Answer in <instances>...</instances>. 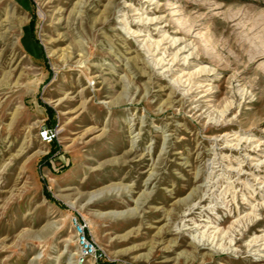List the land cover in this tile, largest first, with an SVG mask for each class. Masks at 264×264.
<instances>
[{
	"label": "rangeland",
	"instance_id": "obj_1",
	"mask_svg": "<svg viewBox=\"0 0 264 264\" xmlns=\"http://www.w3.org/2000/svg\"><path fill=\"white\" fill-rule=\"evenodd\" d=\"M75 218L111 259L264 264V0H0V264H77Z\"/></svg>",
	"mask_w": 264,
	"mask_h": 264
},
{
	"label": "built area",
	"instance_id": "obj_2",
	"mask_svg": "<svg viewBox=\"0 0 264 264\" xmlns=\"http://www.w3.org/2000/svg\"><path fill=\"white\" fill-rule=\"evenodd\" d=\"M40 136L47 142L56 138L53 129L43 128ZM76 235L75 262L77 264H143L129 258L111 259L86 233V225L77 218L73 221Z\"/></svg>",
	"mask_w": 264,
	"mask_h": 264
},
{
	"label": "bare ground",
	"instance_id": "obj_3",
	"mask_svg": "<svg viewBox=\"0 0 264 264\" xmlns=\"http://www.w3.org/2000/svg\"><path fill=\"white\" fill-rule=\"evenodd\" d=\"M145 19H142V21H144ZM134 32H136L137 33V31H134ZM171 36H167L166 34H163V36H162V38L160 39V40H158V43H159V45H160V43L161 42H166V40L167 39H170V44H171V46H174V45H176L178 42H180V39H178V38H170ZM170 46V47H171ZM184 49L183 48H180V49H178L174 54H173V57H172V62H174V61H176L178 58H179V54L183 51ZM181 56V55H180ZM180 60V59H179ZM159 62V61H158ZM164 63L165 62V59H161V61L159 62V64L160 63ZM186 69H188V68H182V72H183V74L186 76H191V77H193V78H191V79H194V77H199V75L201 76L202 74H204L206 71H210V69H208L207 67H205V66H200V68H197V69H195L194 71H188V72H186ZM190 69V68H189ZM190 79V78H189ZM258 160H260V159H258ZM258 237V236H257ZM259 238V237H258ZM257 241V240H256ZM255 241V242H256ZM260 242V241H259Z\"/></svg>",
	"mask_w": 264,
	"mask_h": 264
}]
</instances>
